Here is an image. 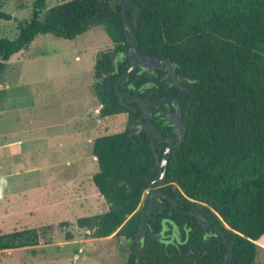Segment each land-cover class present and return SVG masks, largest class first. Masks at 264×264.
Segmentation results:
<instances>
[{"label":"trees","instance_id":"trees-1","mask_svg":"<svg viewBox=\"0 0 264 264\" xmlns=\"http://www.w3.org/2000/svg\"><path fill=\"white\" fill-rule=\"evenodd\" d=\"M46 2L36 0L31 20L19 24L14 40L0 39V83L7 62L38 35L74 40L102 26L114 49L103 53L95 68L100 116L128 114L124 132L93 142L99 164L93 182L109 210L78 219V226L93 230L96 238L132 239L126 264H224L229 245V264H258L257 243L264 238V0H134L127 15L139 49L170 59L182 85L166 79V66L138 67L119 85L146 101L181 102L188 131L170 154L163 191L179 209L198 208L224 228L229 244L169 202L148 215L151 233L138 242L147 209L139 206L159 171L139 103L121 98L116 89L130 67L126 0H69L41 17ZM0 18L11 19L2 12ZM151 122L163 134V127L171 130L166 120ZM157 152L162 156L158 145ZM166 221L190 226L181 246L152 236L163 234ZM39 240L36 230L0 235V251L36 246Z\"/></svg>","mask_w":264,"mask_h":264},{"label":"rangeland","instance_id":"rangeland-1","mask_svg":"<svg viewBox=\"0 0 264 264\" xmlns=\"http://www.w3.org/2000/svg\"><path fill=\"white\" fill-rule=\"evenodd\" d=\"M65 1L47 0L41 17ZM35 2L0 0V12L11 17L0 18V39L18 36ZM113 49L98 26L74 40L38 35L7 62L0 83V235L36 230L40 240L0 251V264L127 263L125 237L96 238L77 223L109 210L93 182L94 140L128 126L127 113L102 118L94 92L98 58ZM257 245V263L264 264V238Z\"/></svg>","mask_w":264,"mask_h":264},{"label":"water","instance_id":"water-1","mask_svg":"<svg viewBox=\"0 0 264 264\" xmlns=\"http://www.w3.org/2000/svg\"><path fill=\"white\" fill-rule=\"evenodd\" d=\"M134 0H126L124 7H123V19H124V24H125V30L128 36L129 41L132 44L131 50L128 53L129 56V69L127 70V72L124 74L123 78L118 82L116 89L118 94L121 96V98H125L127 100H131L134 102H138L140 109L142 110V112L144 113V116L141 119V126H144L148 135L152 138V144H153V149L156 152V158H157V163H161L162 168H164V172L163 174H161V176L159 178H156L150 185L149 188V192H157L156 190V184L159 183L160 185L165 183V179L167 176V170H168V166H169V154L172 151V147H173V140L170 139V145L168 147V149L165 151L164 157L161 158L160 154H158L157 152V145H156V138L155 135H159L162 136L161 133L156 129V127L154 126V124L151 122V112L149 109V106L151 105L150 103H147L142 97L139 96H134L133 94L129 93V92H123L119 89V85L120 83L126 79L130 74H132L139 66H142L145 69H149V70H155L158 68H161L163 66H166L168 68V78L173 79L176 83L177 86L182 87V85L179 82V79L177 77V75L174 73V67L173 64L171 62L170 59H164V58H159V57H152L147 53L142 52L139 49V44L137 42V36H136V30L135 27L133 26V24L130 22V20L128 19L127 15H128V11L131 8L132 2ZM176 103L178 105V109L179 112L181 113L179 114H175V117H171L170 118V122L177 128V129H181V127H184V133L182 136L187 135V131H188V127L183 123V107L181 105V102L176 99V98H170V99H165L159 102L154 103V105H166V104H172V103ZM182 141V140H181ZM165 198L169 199L171 201V203L174 204L175 200L170 197L169 195H165ZM175 206V204H174ZM154 203L151 200V206L149 209H147L145 211V213L143 214V225L142 228L140 230V233L137 237L138 242H140L142 240V238L144 237L145 232L151 233V229L149 227L148 224V215L152 212V210L154 209ZM176 207V206H175ZM179 212L186 214V215H193L196 214V217L198 219V221L200 222V224L207 229L208 227H212V225L207 221V217L200 211V209L198 208H194L191 211H183L181 209H178ZM226 227L228 229H231L228 225H226ZM217 231L219 232V237L226 243L229 244V240L227 238L226 235V231L224 228L222 227H217ZM152 236L160 239L161 236H156L154 234H152ZM128 242H131V239L127 240ZM233 256V248L231 247V245H229V252L227 253L226 257H225V261L224 264H229V262L231 261Z\"/></svg>","mask_w":264,"mask_h":264},{"label":"flooded vegetation","instance_id":"flooded-vegetation-1","mask_svg":"<svg viewBox=\"0 0 264 264\" xmlns=\"http://www.w3.org/2000/svg\"><path fill=\"white\" fill-rule=\"evenodd\" d=\"M139 67H142V66H139ZM143 68V67H142ZM144 70H148V71H154V70H149V69H145L143 68ZM159 69V68H158ZM156 70V69H155ZM166 79L168 80H171L175 83V81L173 79H169L168 78V75L166 77ZM179 79V78H178ZM179 82H180V79H179ZM176 84V83H175ZM181 84V83H180ZM146 101V100H145ZM147 103H150L151 105L149 106V109H150V112H151V119H155L156 123L158 125H161V121H167V124H168V127L171 128V130H168L166 128L163 127V130L165 131L163 134L158 128H156L162 136H159V135H155V138H156V145H158L159 147V150L160 151H163V154L161 156V158L164 157V154H165V151L168 149L169 145H170V139L173 140V147H172V150L175 146L176 143H181L184 139V137L186 136H182L183 133H184V130L185 128L184 127H181V129H177L171 122H170V118L171 117H175V114H181L179 112V109H178V105L174 102L172 104H166V105H154V103L156 102H159V101H146ZM163 107H167V108H163ZM154 108H157V112L154 111L153 109ZM144 116V115H143ZM184 123V122H183ZM162 127V126H161ZM182 140V141H181ZM165 144V148H162V145ZM172 152V151H171ZM171 154V153H170ZM169 154V156H170ZM157 168H158V171H159V174L157 175L156 178H159L161 176V174H163L164 172V168H162V165L161 163H157ZM155 178V179H156ZM154 179V180H155ZM153 180V181H154ZM168 184L166 182V179H165V183L160 185L159 183L156 184V190L157 192H149V189L147 190L146 192V195H145V198H144V201L142 202V207H146L147 209L150 208L151 206V200L153 201L154 203V210H157V209H165L167 207V204L168 202L175 208V209H179L177 207V202L175 200L174 204L171 203V201L167 198H165V195H168L165 191H163L164 188H167ZM150 188V187H149ZM144 196V195H143ZM170 196V195H169ZM171 197V196H170ZM143 199V198H142ZM149 203V205H148ZM146 209V210H147ZM194 209V208H193ZM192 209V210H193ZM182 210V209H181ZM185 211V210H183ZM191 211V210H189ZM196 216V214H193ZM197 218V217H196ZM198 220V219H197ZM208 221V219H207ZM209 222V221H208ZM200 223V222H199ZM210 223V222H209ZM165 226L167 227L166 230H164L163 234L160 235L161 238L160 239H163V240H174L175 243L178 245V246H181L182 245V242L184 241V237H185V233H187V231L189 230V225L188 226H179V225H175L173 224L171 221H166L165 223ZM212 225V227H208L207 229H205L206 233L208 235H214L215 237H217L218 239H221L219 237V232L217 231V227L219 226H215L213 225L212 223H210ZM147 232H145L146 234ZM165 233H168L170 235H172L171 237H166L165 236ZM144 234V236H145ZM143 239V238H142ZM128 240V239H127ZM132 240V239H131ZM210 239H208L209 241ZM132 243V241H131Z\"/></svg>","mask_w":264,"mask_h":264},{"label":"crops","instance_id":"crops-1","mask_svg":"<svg viewBox=\"0 0 264 264\" xmlns=\"http://www.w3.org/2000/svg\"><path fill=\"white\" fill-rule=\"evenodd\" d=\"M100 109H101V107H100ZM94 158H95V157H94ZM95 159H96V158H95ZM96 160H97V159H96ZM95 187H96V186H95ZM96 191H98L97 188H96ZM98 193H99V191H98ZM99 194H100V193H99ZM81 251H82V250L80 249V252H81ZM77 257H78V256H77Z\"/></svg>","mask_w":264,"mask_h":264}]
</instances>
